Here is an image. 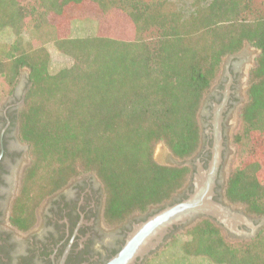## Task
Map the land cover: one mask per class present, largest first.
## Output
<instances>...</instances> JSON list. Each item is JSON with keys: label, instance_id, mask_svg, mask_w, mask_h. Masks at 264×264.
Instances as JSON below:
<instances>
[{"label": "trees", "instance_id": "obj_1", "mask_svg": "<svg viewBox=\"0 0 264 264\" xmlns=\"http://www.w3.org/2000/svg\"><path fill=\"white\" fill-rule=\"evenodd\" d=\"M36 4L0 0V34L9 30L16 36L0 38V95L13 93L25 68L30 82L19 132L31 163L12 208L14 225L29 230L46 196L88 172L103 183L108 225L169 200L185 185L190 167L159 162L156 146L163 143L180 160L195 153L203 99L225 58L245 44L259 54L234 135L243 160L229 173L226 196L244 204L249 214L264 215V11L256 8V0ZM87 10L101 16V27L108 19L104 15L123 12L134 34L96 29L73 36L72 19ZM28 22L37 29L51 27L56 47L73 59L71 65L51 71L48 49L19 36ZM167 245L144 264H167L158 259L173 250L181 258L200 257L210 264H264V227L252 239L231 241L205 218Z\"/></svg>", "mask_w": 264, "mask_h": 264}, {"label": "flooded vegetation", "instance_id": "obj_2", "mask_svg": "<svg viewBox=\"0 0 264 264\" xmlns=\"http://www.w3.org/2000/svg\"><path fill=\"white\" fill-rule=\"evenodd\" d=\"M251 59L244 47L225 60L219 76L205 95L198 113L199 146L193 155L183 160L176 158L182 161L178 165L190 167L185 185L164 203L150 206L144 213H134L116 225H108L105 221V189L92 172L71 178L61 189L46 196L36 208L37 220L29 230L12 223V208L31 163L29 145L20 138L19 132V112L25 92L15 94L16 98L0 110V264H106L122 248L136 224L147 220L167 203L180 202L193 192L200 168L209 169L215 150L219 148L223 160L216 179L215 200L231 205L258 224L264 215H251L244 204L232 203L226 196L231 171L228 162L234 153L240 110L247 101L245 83L252 69ZM166 156L165 159H169L168 153ZM202 219L205 218L199 220ZM196 222L175 226L172 235L179 230L186 231ZM221 228L231 241L252 239L228 234Z\"/></svg>", "mask_w": 264, "mask_h": 264}, {"label": "water", "instance_id": "obj_3", "mask_svg": "<svg viewBox=\"0 0 264 264\" xmlns=\"http://www.w3.org/2000/svg\"><path fill=\"white\" fill-rule=\"evenodd\" d=\"M233 54L227 56L232 57ZM25 96L21 102L24 103ZM220 148L208 170L200 168L194 180V190L182 201L169 204L136 224L128 234L122 248L106 264H144L173 237L175 226H188L201 218H210L223 227L228 234L253 238L264 226V216L258 224L245 213L229 204L215 200L218 171L222 163ZM248 227L251 231H247ZM177 233V232H176Z\"/></svg>", "mask_w": 264, "mask_h": 264}, {"label": "rangeland", "instance_id": "obj_4", "mask_svg": "<svg viewBox=\"0 0 264 264\" xmlns=\"http://www.w3.org/2000/svg\"><path fill=\"white\" fill-rule=\"evenodd\" d=\"M22 1L27 3L29 6L37 5L36 0H22ZM256 1H257V5H256L257 7L256 8L258 10L264 11V0H256ZM258 5H259V7H258ZM123 15H124L123 12H120L117 10L111 11L110 13H108V16L107 15L103 16V18L106 16L108 19H105L106 21L102 24V27H101V25H100L101 16L99 14L92 13V11H90V10H87L86 13L84 12V14H82V15H77V16H75V18L72 19L71 26H70L72 28V35L73 36L90 35V34H93L96 29H102L103 32H108L111 35H116V34L123 35L120 30L125 29L124 32H126V34H129V36H131L134 34V32H132V29L129 27L128 20ZM21 35H22V37H21ZM145 35H146V37H151L152 32L148 31L145 33ZM19 36L21 38H23V40L26 42H29V43H32L35 45L42 44L48 49V51L50 52V57H51V63H50V70L51 71H56V70L60 69L61 67L69 66L73 62V59L70 56L64 54L62 51H60L56 47L54 37H53V30L49 26H44V27L37 29L36 27H34L33 22H28L24 26L22 33ZM0 38L3 40H6V41H13L16 39V36L11 31L6 30L0 34ZM244 47H246V51L249 52L252 56V59L250 62V67L252 68L255 64L256 57L259 54V50L255 47L251 46L250 44H245ZM227 59H228V57L225 58V60H227ZM28 76H29V70L26 68L23 69L21 71V75H20L18 84H17L15 90L13 91V93L7 94L5 96L0 95V110L2 108H4L5 105L9 104L13 100V98H16L15 94L27 92V89L30 85ZM249 77H250V75H249ZM248 83H249V78H246V83H245L246 91L248 88ZM246 95H247V92H246ZM239 128H240V120L238 122L236 132L239 130ZM167 153L169 154V156H168L169 159H165V157H167L166 156ZM155 157L159 162H162V163L163 162H166L168 164L175 163L178 165L182 162L180 160H177L175 157H174L175 158V160H174L172 154L165 147V145L163 143H159L156 146ZM242 160H243V158H242L240 146L234 142V153L228 162L229 170H232L234 167L239 165ZM180 232H182V230H179L177 233H175V235L179 234ZM173 237L168 241V243L173 239ZM229 239H231V238H229ZM167 244L165 246H163L160 250L162 251V250L167 249L168 248ZM158 261H161V262L167 263V264H174V263H178V262H179L178 264H180V263H182V264H210V263L202 260L200 257H197V258L192 257L189 259L181 258V257H179L177 250H173L168 255L160 256Z\"/></svg>", "mask_w": 264, "mask_h": 264}]
</instances>
